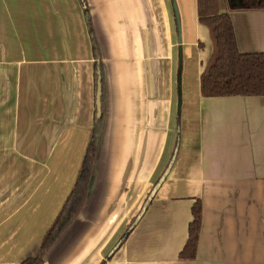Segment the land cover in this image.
Segmentation results:
<instances>
[{
    "label": "crops",
    "instance_id": "crops-1",
    "mask_svg": "<svg viewBox=\"0 0 264 264\" xmlns=\"http://www.w3.org/2000/svg\"><path fill=\"white\" fill-rule=\"evenodd\" d=\"M175 1L181 44L172 0H86L105 124L87 202L43 264H264V96L201 95L210 30L198 0ZM237 5L220 9L239 52L264 53V2ZM93 50L79 0H0V264L39 256L74 189L97 117ZM198 201L196 258L183 260Z\"/></svg>",
    "mask_w": 264,
    "mask_h": 264
},
{
    "label": "trees",
    "instance_id": "trees-1",
    "mask_svg": "<svg viewBox=\"0 0 264 264\" xmlns=\"http://www.w3.org/2000/svg\"><path fill=\"white\" fill-rule=\"evenodd\" d=\"M85 12L86 23L90 29L92 43L94 46V56L100 63L98 67L102 70L101 48L95 36L92 26L91 14L86 0H81ZM216 0H198L199 21L210 30L213 43L212 55L201 74V95L204 98H226L243 96H264V53L245 54L240 53L238 43H236L235 29L229 13L221 14L216 4ZM238 8V7H237ZM179 68L177 71V90L181 98V73L183 67L182 56L179 57ZM104 85V77H102ZM102 116L96 117L95 126L92 129L87 151L82 162V169L75 182L74 189L66 200V203L59 212L56 221L45 234L40 254L36 258H29L22 264H43L46 252L51 249L67 228L75 221L76 217L87 202L91 189V180L95 172V159L98 145L102 139L105 124L104 114V90H103ZM181 102V100H180ZM178 115V128H179ZM193 221L189 225V239L182 251L180 258L183 260H194L197 253V244L202 223V205L198 201L192 209ZM134 219L128 227L124 237L121 239L122 245L127 241L130 233L136 228ZM108 257L110 260L117 250Z\"/></svg>",
    "mask_w": 264,
    "mask_h": 264
},
{
    "label": "water",
    "instance_id": "water-1",
    "mask_svg": "<svg viewBox=\"0 0 264 264\" xmlns=\"http://www.w3.org/2000/svg\"><path fill=\"white\" fill-rule=\"evenodd\" d=\"M173 2V8L175 10L176 13V24L178 27V43L181 44L182 43V27H181V20H180V15H179V10L177 8L176 5V1L172 0ZM102 70L98 69L97 72V92H96V115L98 118H100L102 116V108H103V80H102ZM177 152V151H176ZM176 155V153H175ZM175 156L172 158L171 162L169 163V167L165 170V172L163 173V175L160 177L158 183L155 185V187L152 189V191L149 193L146 202L143 205V208L140 212V214L138 215V218L135 222V225H137L141 219L143 218V214L145 213V211L147 210V208L150 206V204L154 201L155 196L157 195L158 191L160 190V187L163 185V183L165 182L164 180L166 179L167 175L169 174L172 166H173V162H174ZM122 245V241H120L113 249L112 252L110 253V255H112L115 250ZM109 255V256H110Z\"/></svg>",
    "mask_w": 264,
    "mask_h": 264
},
{
    "label": "rangeland",
    "instance_id": "rangeland-1",
    "mask_svg": "<svg viewBox=\"0 0 264 264\" xmlns=\"http://www.w3.org/2000/svg\"><path fill=\"white\" fill-rule=\"evenodd\" d=\"M79 1H80L81 6H82L81 0H79ZM232 1L233 0H227V1L226 0H216V2H217L216 4H217V7L219 9V13H221L220 7H223L224 5L227 6V9H233L231 7V2ZM238 1H240L241 3H243V6L242 7H246V8H249L254 2H255V4L258 3V2H262V0H238ZM83 11H84V9H83ZM178 61H179V58H178ZM179 64H180V61H179ZM178 68H179V66H178ZM138 213H139V211L136 214H134L133 215L134 217L131 219V221L128 224H126V227L124 228L123 233H121L122 234L121 235V238L124 237V235H125L128 227L132 224V222L134 221V219L137 217Z\"/></svg>",
    "mask_w": 264,
    "mask_h": 264
},
{
    "label": "flooded vegetation",
    "instance_id": "flooded-vegetation-1",
    "mask_svg": "<svg viewBox=\"0 0 264 264\" xmlns=\"http://www.w3.org/2000/svg\"><path fill=\"white\" fill-rule=\"evenodd\" d=\"M264 2V0H262V3ZM236 4H238L236 7H240L241 5H243V3H241L240 1L238 0H233L231 2V5L235 6Z\"/></svg>",
    "mask_w": 264,
    "mask_h": 264
}]
</instances>
